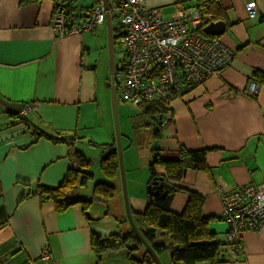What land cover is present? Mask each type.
Segmentation results:
<instances>
[{
    "label": "crops",
    "instance_id": "1",
    "mask_svg": "<svg viewBox=\"0 0 264 264\" xmlns=\"http://www.w3.org/2000/svg\"><path fill=\"white\" fill-rule=\"evenodd\" d=\"M101 1L71 0L82 16ZM219 1L227 11V28L219 38L236 50L233 63L175 98L167 122L162 117L152 126V141H133L127 124L124 164L132 212H142L148 203L150 165L157 151L165 160L179 159L182 148L204 151L206 168H185L174 182L179 188L170 208L181 212L191 192L200 194L202 215L211 218L210 230L225 248L228 225L217 186L237 188L264 182V86L260 85L255 97L247 91L254 72L264 71V0H257V17H250L248 0ZM147 3L162 8L168 17L179 3L192 6L190 0ZM55 7L54 0H0V264H44V248L59 264H132L122 248L105 252L100 262L92 247L94 233L102 237L123 234L127 225H116L105 211L89 217L82 202L59 210L54 200L40 194V185L63 183L75 166L73 154L79 144L95 146L92 142H96L95 147L106 151L100 156H105L107 145L117 143L108 86H100L97 77L101 67L103 82L110 81L108 52L105 43H95L99 47L95 60L88 34L97 33L99 26L81 35L57 37L52 27ZM104 24L108 27L107 21ZM3 101L30 108L14 114ZM41 132L62 133L70 140L55 142ZM157 171L166 170L157 165ZM99 176L106 179L102 171ZM117 180L112 179L119 192ZM95 184L84 185L89 198H79H92ZM80 187L71 193L72 200ZM118 207L123 215L125 202ZM242 242L236 257L222 254L215 263L198 264H264V230L243 232ZM160 258L163 264H172L167 252Z\"/></svg>",
    "mask_w": 264,
    "mask_h": 264
},
{
    "label": "built area",
    "instance_id": "2",
    "mask_svg": "<svg viewBox=\"0 0 264 264\" xmlns=\"http://www.w3.org/2000/svg\"><path fill=\"white\" fill-rule=\"evenodd\" d=\"M148 1L109 0L108 8L101 1L83 16L72 12L69 3L61 4L54 9L52 27L57 37L81 35L104 24L108 13L115 16L125 53L115 63L113 83L118 94L136 107L156 100L170 106L175 98L230 66L236 50L219 37L198 32L202 16L197 7L179 3L168 17L162 8L150 6ZM247 8L250 17L258 16L256 0H248ZM259 89L260 84L252 81L247 91L255 97ZM29 108L24 106L25 110ZM217 191L228 225L222 254L236 257L243 248V232L264 230V182L237 188L220 184ZM41 257L44 264H59L48 248L43 249Z\"/></svg>",
    "mask_w": 264,
    "mask_h": 264
},
{
    "label": "trees",
    "instance_id": "3",
    "mask_svg": "<svg viewBox=\"0 0 264 264\" xmlns=\"http://www.w3.org/2000/svg\"><path fill=\"white\" fill-rule=\"evenodd\" d=\"M27 1L30 0H23V2ZM190 1L192 6L199 9L202 16V24L198 32L208 37H215L206 34L203 29L213 20L227 19L226 8L223 7L219 0ZM54 2L56 6L69 3L70 10L75 12V6L71 0H54ZM96 5L97 4L93 5L87 13ZM78 15L82 16L80 13H78ZM261 20L264 21V15L261 16ZM116 30L119 31V34L121 33V27L118 21L116 27L113 24V33ZM253 77V81H257L261 86H264V71H255ZM137 107L148 118H156L158 122L164 116L168 118L171 117V114H169L171 113L170 106L166 105L165 102L161 100L143 102ZM155 133L158 132L156 131ZM40 135H45L55 142L69 143L70 140L62 133L49 135L41 132ZM92 143L98 145L96 142ZM107 147L109 148V152L101 159V168L106 177L112 180L116 177L118 178L121 172L119 153L116 142L107 145ZM180 153L181 156L177 160H165L159 156L158 151L156 152L155 160L150 165V180L148 185L151 184L156 177H163L165 186L159 188L157 194L154 193V190H148L147 207L142 212L133 211L134 221L140 232L159 256L166 249L171 250L172 264L215 263L222 256V250L224 248H222L223 243L216 240L215 233L210 230L211 218L202 215V206L204 202L202 196L196 192H191L183 211L176 212L170 208L172 197L179 188L174 182L181 178L185 168H206L204 151L192 152L182 148ZM73 157L76 162L75 166H71L63 183L59 186L40 185V194L44 199L54 200L56 208L59 210H63L74 203L82 202L86 209V214L89 216L88 207L95 202H108L114 199L117 195V187L111 182L99 181L94 186L92 198H76L75 201L72 200L70 198L72 196L71 193H73L79 185H87L93 178V174L85 170V168L90 166L91 160L79 149L75 150ZM157 165H163L166 171L160 174L157 171ZM126 218L127 217H125V219ZM126 220L128 221V218ZM160 234L168 236L169 244L166 245L158 241V236ZM92 247L97 252L100 262L102 260V254L105 252L122 248L127 252L128 258L132 264H156L155 258L147 250L131 226H129L127 232L123 234L112 233L109 236L102 237L94 233Z\"/></svg>",
    "mask_w": 264,
    "mask_h": 264
},
{
    "label": "rangeland",
    "instance_id": "4",
    "mask_svg": "<svg viewBox=\"0 0 264 264\" xmlns=\"http://www.w3.org/2000/svg\"><path fill=\"white\" fill-rule=\"evenodd\" d=\"M113 1V0H110ZM113 24L115 25V27L117 26V18L114 16L113 17ZM88 34L91 35V41L93 43L94 46H92V57L95 60H98L99 57V47L95 45V43H100L103 44L105 43V47H106V51L108 52V69L110 67V56H109V34H108V27L106 24H102L99 25L98 28V32L97 33H91L89 32ZM114 51H115V60L116 63H118L125 55L123 48L120 45V39H119V31H114ZM204 35V34H203ZM102 42V43H101ZM100 62V61H99ZM102 73L103 70L101 69V67H99L98 69V81L100 86L106 85L107 81L103 82V78H102ZM110 75V81L112 80V76ZM107 91L109 92V111L111 110L112 112V117L114 119V115H113V106H112V98H111V88H107ZM118 112H119V122H120V128H121V135H122V145H123V153H124V145L127 147L126 144V140L129 139V133H127L125 131V126L127 124H129L128 126V130L130 132L131 135V139L135 142H143L144 140L147 142L148 140H153V133H154V127H152L153 125H157V120L156 118H148L144 113H142V111L138 108L133 106L130 102L128 101H124L121 97L120 94H118ZM167 116H164V118H166ZM144 118H148V120L146 122H141L143 121ZM158 127H161V124L158 125ZM145 128H147V131L145 133ZM135 132H137L135 134ZM127 138V139H126ZM151 140V141H152ZM125 142V143H123ZM96 146V145H95ZM95 146H90V145H86V144H79V147L77 149H79L87 158H89L91 160V164L88 168H85V170L89 171L90 173L93 174V178L90 180V183L95 184L96 182L99 181H106V182H111L113 183L112 180H110L109 178L106 179H101L99 176V173L102 171L101 168V159L104 156H100V153L102 154V151H105L104 149L100 148V147H95ZM106 152V151H105ZM108 153V152H107ZM106 153V155H107ZM127 174V173H126ZM121 181V182H120ZM128 181V179H127ZM116 183L120 186L118 187L119 192H117V195L114 199L109 200L108 202H95L93 203L91 206L88 207V213L90 214V216L94 217V214L96 212L100 213H104L107 212L110 220L114 221L116 223V225L121 226L122 228H124V224L127 225L128 227L130 226V223L125 219V215H126V210L123 209L121 207V209L123 210L122 214L119 212V208L118 204H122L124 203V196H123V183H122V176H121V172L119 173L118 176V180L116 181ZM121 188H122V193H121ZM86 187H80L77 191H76V195L77 198L79 197H83V198H89L87 197V193L85 192ZM158 241L161 243H165L166 245L169 244V238L167 235H159L158 236ZM167 252L169 254V260H170V255H171V250L170 249H166L161 256L164 255V253Z\"/></svg>",
    "mask_w": 264,
    "mask_h": 264
},
{
    "label": "water",
    "instance_id": "5",
    "mask_svg": "<svg viewBox=\"0 0 264 264\" xmlns=\"http://www.w3.org/2000/svg\"><path fill=\"white\" fill-rule=\"evenodd\" d=\"M105 6L108 8V1L109 0H102ZM107 23L109 29V56H110V73L112 75V80L107 82L106 85L111 88V98H112V106H113V115H114V122H115V129H116V141H117V150L119 153V163H120V170L122 176V183H123V196L125 202V210L128 221L130 223L131 228L140 238L144 246L147 250L153 255L156 260L157 264H163L162 259L153 249L152 245L146 240L143 234L138 229L134 217L133 212L129 202V195H128V188H127V181H126V171H125V162H124V153H123V145H122V135H121V128L119 122V112H118V92L116 85L113 83V75L115 73V51H114V35H113V23L112 17L110 13L107 14ZM227 28V22L223 19L221 20H213L209 22L204 27V32L211 36H221ZM3 103L7 106L8 110L13 112L14 114H19L23 109L24 106L22 103L18 102H8L3 101ZM165 186V181L163 177H156L151 184L148 185V189L154 190V193L157 194L159 192V188Z\"/></svg>",
    "mask_w": 264,
    "mask_h": 264
}]
</instances>
